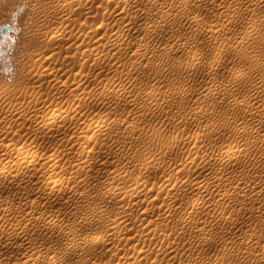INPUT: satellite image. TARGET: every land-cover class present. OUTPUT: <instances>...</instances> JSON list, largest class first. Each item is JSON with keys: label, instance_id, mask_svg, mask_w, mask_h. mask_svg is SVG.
I'll use <instances>...</instances> for the list:
<instances>
[{"label": "rangeland", "instance_id": "374dc122", "mask_svg": "<svg viewBox=\"0 0 264 264\" xmlns=\"http://www.w3.org/2000/svg\"><path fill=\"white\" fill-rule=\"evenodd\" d=\"M113 1H115L114 3L117 4L119 8L117 5H115V7H112L114 6V3L112 4ZM139 1H140L139 5L142 8L140 6L138 7L141 8L143 11L141 9H139L138 11V9L136 8L132 12L134 14L126 11H122L124 9L123 7L124 4H121L124 3L123 1L117 2V0H111V3L109 1L108 9L111 13L108 14L109 16L108 15L106 16L107 18L105 17L106 18L105 21H107L106 24L109 25L108 28H110L111 32L108 30L107 33L108 35L100 34L99 35L100 39L102 37L104 40L101 39L102 41L101 42L99 39V41L100 43H103L107 38H112V36L115 37V35L118 34L117 32L120 33L121 32L120 30L124 26L123 32L125 34L124 33L123 34L124 36L127 35L126 36L128 38V39L126 38L127 41L128 40L131 41L130 43L132 44H138V42L140 41L139 42L140 44L146 43L148 45L145 50L139 49L142 46L140 47L137 46L138 50H140L139 53L144 52L143 54L145 56L141 54L143 58H141L142 57L141 55H139V57L137 56L138 51L134 46H132L133 48H131L130 50L129 48H126V50H123L118 55V57L120 58L118 61L116 60L117 63L114 62V60L117 59L116 57L117 55L112 56L113 58L110 57L111 62L113 64L115 63L113 65L114 68L112 64H107V63H102L99 66H94L93 64L96 63L95 61H93L94 56H91L90 59H88V62H86L87 60L84 59V55L82 54L86 49L85 47H87L86 50L87 53L90 52V49L93 47L92 45H94L93 42H90L89 45L86 46L82 42V40L80 41V39H83L82 36L78 38L79 40L78 39L74 40L76 42L73 41L74 43L80 45L81 47H79L74 43L72 44L75 45L74 47H76V49H80V48L81 49L74 51L75 54L74 57L77 58V60H75V65L72 66L74 69L68 72L67 74H64L63 79H65L66 76L71 73L93 71V75H91L88 81L87 80L84 81L85 85L83 84V86L93 90V92L94 91L96 93L98 92L97 94L98 95L100 94V96L102 95L103 98L105 97L104 99L107 101H105L102 97H100L101 101L104 100L105 102H107L104 104L105 108L100 107L101 102L99 104V102H97L98 100L91 101L92 98L90 97L89 98L90 102L88 101L89 103H85L84 104L85 107L83 105L84 108L80 107L82 108L80 115H79L80 112L76 114L74 113L75 118H73L72 115L73 113L69 114V117L72 115L73 118L72 120H70L71 117L68 119V122L63 121V119H61L60 117H57V119H54L52 117L54 120L50 118L49 121L51 122H48V128H52L53 130H58L60 133V134L58 133V137L55 136V138L47 137L45 133H41V132H38L36 134L34 122L30 123L29 122L30 120L28 119H26L28 124L23 123L24 127L21 128L20 130H18L20 127L17 128V126H19L18 124L16 127L13 128L12 131L18 130V132L16 131V134L13 132L11 133L10 131L9 133H5L6 134L5 135L3 132L4 130L3 126L5 122L4 123L2 122L3 125L2 123L0 124V139L2 144H7V143L9 144L10 142L14 143L16 140H18L19 142L17 144L18 146L20 147L24 146L25 148L31 147L29 150L30 151L34 150L32 154H30L31 153L30 151L28 154H26L27 152L21 154V153H16L17 152L16 149L14 150L12 149L13 152L11 153V149L9 150V148H5V147L3 148L0 146L1 147L0 153L2 154V152H4V154L2 155L3 156L5 155L3 157L0 154L1 155L0 158L1 159L4 158V160L0 159V217L3 216L4 218L3 223L6 222L5 223L6 225L10 223H19L23 225V227H28L30 229L34 228L35 225L38 223L45 224L50 227H52L54 223L58 221L73 227L75 224L76 226L75 228L78 231H75L72 237L73 238L75 237L76 238V239L74 238L75 241L78 242L80 241L81 237L84 236L88 231L86 227L82 228V224H83L82 221H84V218L86 219V216L87 218L91 217L92 211L94 210V208H96L95 206L97 205L98 207V205H100L102 199V190H103L102 188L103 187L112 188L115 185H121L126 183V178H125V179L117 180L119 182H116L115 185L113 184L114 180L112 179V176L114 173L120 170H123V172L125 173L134 174V175H141V173L143 174V172L145 171V175L147 178L154 181L160 180L161 182L159 181V183L161 184L164 182L165 185L170 182L168 179L172 178L171 175H173L174 178V180L173 178L171 179L172 181L180 180L179 182H181L183 180H186L187 183V184L185 183L186 186L180 187L181 188L180 190L181 191L183 190V193L181 192L180 193L181 195L179 194L180 196L176 195L177 199L175 203L177 204L176 205L177 209L176 211H174L176 213H174L175 215H173L174 217L172 216L171 220H176L181 218L180 216H182V214L184 215L186 210H189L188 209L190 207L189 205L193 201V199H198V198L199 201H202L204 203L202 204L201 207H199L197 213L192 214L193 215L192 217L193 218H199L201 216L203 217L206 215L205 213H207L209 206L213 207V205L215 204L214 207L217 208L219 205H223V204L220 203L219 205L218 204L216 205V203H213L212 205H209L208 204L209 202L216 201L215 200L216 197L211 195L209 196L199 191L198 189H194L192 186L193 185L196 186L197 184L205 183V181L206 182L208 181L207 179L208 174L213 169V167L217 165L215 161L213 163V159L218 156L226 157L228 155L227 153L228 151H226L227 149L225 145L227 144L232 146L233 143L234 144L233 148H235L236 150L238 149L239 154L237 152V156L235 157L236 159L234 158V161L233 159L232 161L230 160L231 162L226 163L225 164L226 166L224 165L225 167L224 166L222 167L223 169H225V172H228L230 174V176L232 173V177L229 179V181H232L231 179H235L236 175H237L236 178L239 177V179L243 175L244 177H242L239 180L241 184H237V181L233 182L232 184L228 180L223 179V181L221 182L222 185L225 184L226 181L228 182V183L226 182L227 187H229L230 184L232 185L230 186V188L232 189V194L230 196L232 197L228 199L230 203L227 202L228 204L225 203L222 207L226 206V211L228 210L229 213H232L233 218L236 217L234 218L233 222L235 223L237 221L236 222L237 226H234L235 224L233 222H230L231 224L223 222L220 223L221 228H223L222 230L220 228V225H218L219 228L216 226L214 227L208 225L205 228L206 230L205 231L203 230V233L200 234L204 235V237L205 236L213 237V235L216 233L215 234L216 237L215 235L214 238L211 237L213 244L211 246V249L209 250L210 256L200 260L199 257L196 255L198 260L195 259L196 257H193L178 263L221 264L222 262L220 259L225 258L224 259L225 261L222 260L224 261V263L222 264H228V263L233 264L234 262H235L234 264H249V263L251 264L250 261H252L251 259L255 258V256L248 257L246 253L243 252V250L244 249L247 250L248 246L251 243V241L249 242L250 240L249 236L250 237L254 236L253 237L254 241H257L260 244H264V191H263L264 188H262V190L260 188L253 189L252 187L253 182H249L245 179L247 175H248L247 178L252 176L251 177L252 179L256 177L255 179L257 180L260 179L261 177H264V165H262L264 161L260 162L258 161V158L255 157L257 160L254 158L255 161L253 159V161L250 162L251 164L248 163V158L245 156V154H243V152L245 153L248 152L251 149V147H252V152L260 149L259 147H255V146L253 147L252 145L247 144L246 139L250 134L245 133V135L241 134L240 136L239 134H237V130L236 132L234 131L239 126L252 125V123L255 126L258 125V120L252 118L248 114L249 111L251 112L252 109H255L254 106L255 107L258 106V105L256 106V104H258V102L256 101L257 99L255 97L256 92L251 93L253 91L252 89L253 86L251 85L255 84L256 82L255 77L257 76V74L256 75L250 74L251 73L250 70L247 71V69L252 66V62L250 60L251 52H249L245 57L244 55L241 54V49L247 46H250L247 47L249 48V51H251L252 49H259L260 54L258 55V59L264 62V0H201V1L190 0V3L192 5L188 3L189 0H187L188 7L184 6L185 3L182 0H159L160 3L159 1L155 3L157 5L164 4L166 7V13L164 11L163 14L159 12L160 10L158 11L159 13L156 14L157 12L155 8L151 6V4L147 0H143V1L139 0ZM145 1H147L146 4H144ZM76 2L77 1L75 0V6L78 5L76 4ZM99 2H100L99 0H93V6L94 9L96 10L93 9L92 12L88 13L89 15H84L83 13L84 9L78 7L77 13L74 15V21L70 22L71 24H69L68 26L66 20H62V19L51 20L50 17L48 16V13L53 8V7L51 8V5L53 4V0H42L40 2L36 0H0V28L2 26L9 27V29L5 33L2 32L0 29V90L1 91L5 90L9 94L11 93L10 94L11 96H13L12 93L17 94V95L15 94L16 100L17 99L19 100L18 103H16L17 101L14 102V107L17 106L20 107L26 105L27 104L26 101L29 99V97L26 96V100H25V98L23 97L25 94L24 92H26L27 90H28L27 92L33 91L36 85H40L41 90L44 92H52L53 91L52 84H50L45 79H41V80L37 79L39 71L43 70L42 68L44 67L52 68L54 67V65L60 67L63 65V61L66 59L67 52L64 48L65 41H63L62 42L63 49L57 51V54H55V57L50 64L49 63L45 65L43 64V66L37 65L36 59L39 58L41 55L48 56L52 52V50H54L53 48L55 47V45L52 43L50 38L48 42L41 41V39L43 38L42 33H44V31L46 32L47 30L49 31L53 30V32L56 35L58 34V32H61V30H64L62 28H65L66 26H68L69 28V29L67 28L68 30L71 29L70 27L74 28L75 30H82L83 28H85V26H88L86 27L88 29L90 28L92 29L93 27H96L98 23L99 24L100 22L103 23L101 20V15L99 14L100 11H98L99 9L98 6H100ZM149 4L152 8L149 6ZM178 4L179 5L182 4V6H184L186 9L182 6H179ZM177 5L179 6V9ZM145 8L147 11L145 10ZM171 9L173 13H170ZM115 11L120 13H116ZM168 11L169 13H167ZM126 13L127 14L129 13L130 15L132 14V16L127 15ZM135 13H137V17L143 15L144 18L145 16L147 18L148 14L149 16L147 19L145 18V20L143 17H142L143 19L139 17L141 18L140 21L138 18V21L135 22V18H136ZM153 14H155V16ZM180 14L182 16H180ZM195 14L197 15V18L196 16H194ZM122 17L123 18L126 17V18L123 19ZM189 17L193 19H189ZM129 18L130 21H132V19L134 18L132 21L134 22L132 26L137 30L133 29L132 26H131L132 29L131 28L128 29L129 28L128 25L131 24ZM117 19L120 21L118 22ZM164 19L166 20V23H164L165 22ZM167 19L170 20L168 21ZM122 20L129 22V24L126 23L122 26V24L125 23V21ZM197 20L199 21L197 22ZM113 21L114 22L116 21L115 25H112L114 24ZM121 21L123 23H121ZM151 21L152 24L154 23L156 24L155 30L157 31H155L156 35L154 33V35L152 34L153 36L148 37L145 36L146 33H144L143 35L142 31L144 30L142 28H144L145 25L146 26L150 25L149 22L151 23ZM137 25L138 28L136 27ZM110 26L112 27V29ZM139 27L141 28V30ZM251 29L258 30L257 38L243 40L241 35H243V33L246 30H251ZM127 30L128 31L130 30V32H128ZM134 30L137 33H135ZM212 31L215 32L213 33ZM157 32L159 33L157 34ZM237 32H239L240 34ZM113 33L116 34L114 35ZM138 33L140 34L138 35ZM128 34H131V36ZM140 35L141 37L144 38L141 39ZM129 37L131 39H134L136 37L137 38L134 39L135 41L134 42ZM174 40L176 41L174 42L175 44L172 42ZM168 42H170L169 43L170 45L168 44ZM149 44H151V46L152 44H154L151 47L154 49H151ZM222 44L223 45L226 44L227 46L230 47L229 50L230 52L228 51L227 54L224 55L223 57L225 60L227 58L226 60L227 63H225L226 65L223 66L221 69L217 66L210 67L211 64L209 65V63L207 62L208 60L205 57V53L200 54L202 52V49L204 50L206 49L205 51L203 50L204 52L210 51L211 54H213L216 53L215 51H217L218 47ZM65 45L67 46V44ZM167 45L170 47H168ZM172 47H175L176 49L173 50ZM190 47L191 48L193 47L194 49L193 48L191 49ZM166 48L171 50L170 51L166 50ZM208 48L212 50H207ZM146 51L148 52L147 54ZM187 51L190 53H186ZM198 51L199 53H197ZM195 53H197V55H195ZM111 55L112 54H110V56ZM129 56L132 58L130 59ZM133 56L136 57V60L134 59ZM119 61L122 62V64ZM229 62L232 63L233 65L230 64ZM125 63L130 66L126 65L127 67L126 68L124 66ZM118 64H120L121 66ZM234 64L242 67L244 74L243 76L240 75L241 78L239 76L234 77V75H236V74L233 75L234 71L232 67L235 66ZM116 65L118 66L116 67ZM230 65H232L231 68H229ZM226 66L231 71V73L228 69H226L227 68ZM38 67L40 69H38ZM214 76L216 78H213ZM205 77L206 80L203 81ZM236 78L238 80H241L243 78L244 80L242 82L241 81L239 82ZM35 79L37 80V82ZM208 79L209 81L212 79L211 83L208 81ZM212 81H214L213 84ZM244 82L245 84H247L246 86L241 84V83L244 84ZM106 83L109 85L108 87L110 86L111 87L108 88L106 92L102 93V89H103L102 87ZM216 83H221L224 85V88L218 90L219 92L217 91V93H216L217 89L214 87ZM229 83L232 89L230 87H227L229 86ZM248 84L251 87L247 88ZM95 85H97V89L99 90L96 89ZM205 85L207 87H205ZM210 86L213 88V93L215 91L214 94L212 93L211 90L212 88ZM204 87L205 90H203ZM227 90H229V92H227ZM238 90H241V92ZM244 90L245 91L247 90V92H245ZM201 92L203 96L201 95ZM208 92L210 93V95L208 94ZM248 92L250 93V95ZM260 92L262 96H264V89L261 90ZM21 93L23 96L21 95ZM218 93L220 98L218 96ZM224 95L226 97L221 98ZM83 96L87 97V95L85 94H79V97H83ZM232 97L234 98L236 97L237 98V99L235 98L236 100L238 99L242 100V105L240 107H237V110L235 109L236 112L234 111L233 108L231 109L230 101L234 99ZM211 98H213V100ZM252 99L254 100V102L256 101L257 103L255 102L256 103L255 104L254 102H252L253 101ZM2 100L3 99H0V102ZM77 102L78 101L76 100L72 108L75 107ZM108 102L110 103L108 106H106ZM239 102L241 103V101ZM19 103L20 104L24 103V104L20 105ZM250 107L251 109H249ZM54 108H56L55 104L52 105L46 104L44 105L43 110L40 109L38 111V114L39 113L43 114L47 111H52ZM239 108L241 111H239ZM100 111H102L103 113L109 116L108 120H105L107 123L104 122L103 120L100 121L99 124H103L101 125L102 129H99L97 126H95L98 123L97 119ZM0 112L2 117H4L5 116L4 113L1 110ZM243 112L246 113L244 114ZM225 113L226 115L228 114V116H226ZM227 117H229L230 119L228 118L226 120ZM236 118L239 119V121ZM4 119L5 118H3L2 121H4ZM235 120L237 121L235 122ZM85 121L86 122L91 121L90 125L87 126ZM27 122L25 121V123ZM83 122L85 123L86 126L83 124ZM236 125L239 126L236 127ZM76 127L78 128L77 131L79 130L80 134L77 135L78 138L75 147H70L69 142H73L74 140H76V139L72 140L74 135L77 134L75 131ZM80 127L81 128L83 127L82 130L80 129ZM263 129L264 126L262 127V130H260L259 133L260 135L261 134L264 135ZM152 130H158L160 134L150 135L149 132H151ZM32 131H34V133ZM215 131H217L216 132L217 135L214 134ZM53 133H56V131H54ZM172 135H176V137L172 138ZM241 137H243V139ZM32 138L34 141L32 140ZM249 138H252V136H249ZM243 140L244 142H241ZM224 141L225 142L230 141V142L225 143V145H223ZM244 143L246 145H244V147L242 148ZM17 145L16 147H18ZM221 145H223L224 147H221ZM2 148L4 149V151ZM76 149L77 151H75ZM49 152L50 153L55 152L57 154H60L61 157L59 163L57 164V168L54 171L48 170L47 165L46 168L44 167L45 165L43 166L39 164L40 156H42L43 153L48 154ZM34 155H37L36 157L37 163L34 160L35 159ZM76 155L83 156V158L87 162L82 160V162L79 163L78 165L79 167L73 166L71 164V161ZM72 156L74 157L72 158ZM186 156L192 157L193 162L189 165L182 166L180 173L177 174L178 177L176 176V173L174 177V173L170 172L169 169L173 166L179 167L178 163L181 161L182 157H186ZM241 156L244 157L243 159L245 160V162L243 161ZM31 157L33 158L31 159ZM98 158L101 159V163L105 166L107 171H105L106 173L105 172L97 173L96 176L95 172L97 171V169L95 165L91 163V161H95ZM143 159L153 160L155 162V165L145 170L144 168H142ZM237 160L239 161V163ZM241 161L243 162L240 163ZM234 162L238 164H235ZM258 162H260V164ZM229 163L230 165L228 166ZM233 163L235 164V168ZM239 164L240 165L242 164V166H240ZM258 164L259 166L255 167V165ZM239 167L242 168L243 171L242 170L239 171L240 170ZM228 168L229 169L231 168L230 171L228 170ZM253 171L254 173H252ZM255 172L257 173V175H255ZM168 173L170 176L168 175ZM233 173H235V175H233ZM243 180L247 182L245 183ZM188 182H190V185ZM164 183L161 184L162 186L161 185L160 186L161 187L165 186ZM233 185L235 186L233 187ZM246 185L249 187H245ZM236 187L237 190L239 189L240 191L239 190L237 191ZM157 188L151 189L150 187L149 188L146 187L144 189V192L146 193H149V191L152 190L150 192L151 194L149 193V195H151L150 196L151 199L153 198L155 202L152 201V204L150 203L149 206L148 205L146 206L149 207L150 214L153 213L152 210L153 208H155L154 210L155 214L153 213V215L151 216L149 214L148 216L149 218L147 217L148 218L147 220L146 219L143 220L144 222H142V224L140 220L138 221L136 215L140 213L141 209H144V207H146L144 206V204L148 202L147 201L144 202L142 198L143 196H141L142 194H140L141 197L140 196L138 197L139 205L137 204L138 206L137 205L133 206V208H135V215L133 219L134 221L136 220V222H139L136 223V225H139L137 226L138 228L143 225L145 227L146 223L147 225L152 224L151 227L156 226L158 228L162 226L163 221L161 218V214H162L161 212H164V210L161 207L164 208L166 203L169 202L170 199L172 198L168 196L169 194L167 195L168 197L166 196V191H167L166 187L163 188L162 190L164 192H160V189ZM147 189H149L148 192ZM157 190L161 195L159 194H158L159 196L155 195L158 193ZM255 192L257 193L255 194ZM259 192L261 194H258ZM152 193H154V195ZM240 193L241 195L246 193L248 194L241 196ZM254 194L255 196H253ZM234 195L237 198L234 197ZM238 195H239V199H241L242 197L241 200L238 199ZM248 195L250 196V198H248L249 197ZM153 196L154 197L156 196L155 197L156 200ZM252 197L255 199H253ZM78 198L82 202L77 200ZM164 198L165 199L167 198L168 200L167 199L164 200ZM235 198L236 201L234 200ZM163 201L166 202L163 203ZM84 202H86V204ZM241 202L242 204H244V206L241 204ZM80 203H83V205L86 208L83 207V205ZM206 205H208V207ZM239 206H242L244 208L241 207L239 208ZM222 207L220 206L218 207V209L219 210L224 209ZM255 207H256V211H254ZM178 208H181V210L179 209V212H178ZM251 208H253L254 210ZM158 209L161 211H159ZM200 209L204 211L203 212L201 211L200 213L199 212ZM248 209L249 212H247ZM184 210L185 212H183ZM157 211L159 212V216ZM252 211H254L252 213L253 215L251 214ZM245 212L247 215L245 214ZM199 213L200 214L204 213V215L203 214L200 215ZM84 214L86 216H84ZM248 215L249 216L252 215L251 219L248 217ZM81 216H83V218ZM159 217L161 218V220ZM243 217L247 218L244 225L242 223V220L244 219ZM78 220L79 222L77 223ZM213 223L214 222H212V225ZM18 227L17 226L15 227V229L17 228L16 232L14 231L15 229L13 230L11 228H8L6 230L7 233L5 232V237L6 238L8 237L7 240L9 246L12 245L10 246L11 247L10 249L12 250L15 249V251H18V253L20 254L17 255L15 254V251H12V253H14L15 256L9 258L11 261L7 259L6 260L7 262L5 261L3 264H7V263L12 264L13 261H15L14 264H17L18 258L21 255V248L17 249L16 246L19 244V242H21L19 237L20 227L19 228ZM211 227L212 228L214 227L213 230L215 229V231H220V232L217 233L213 231V233H211L212 232ZM226 228L229 230H226ZM79 229L81 231H79ZM10 232L11 233L14 232V233L11 234ZM200 232H202V230ZM188 233L190 232H187L185 235L173 233L172 234L173 245H169L167 241L164 240L163 243L165 247L164 246L163 247L166 248L172 246V248L176 250V252L173 253H181L183 251L185 252L190 247L196 253L199 252L202 253V251L204 252L206 250L205 249L207 245L206 242L203 240H194L195 239L193 238L194 232H191L190 234L191 236H189ZM8 234L9 235L11 234L12 236L10 235L11 236L10 237ZM13 235L15 237H13ZM63 237H64L63 233L51 231L47 234H41V235L33 234L32 242L33 245H36L38 246V248H40L37 249L36 252L39 255L42 254L41 255L42 258L43 256L45 258L50 255H54V257L60 258L63 264L71 263V261H73L72 259L85 260L87 257H90L92 255L90 254L89 250L96 248V245H92L85 248V250L82 249L83 252L80 249V251L78 250L77 254L74 253L67 254L69 251L62 250L57 244H52L54 239L56 238L61 239ZM147 238L148 240L147 239L146 240L148 242L146 241L145 243H147L148 249H152L157 238L155 237H147ZM62 240L63 239H61V242ZM223 247L227 248L226 249L227 253L226 251L224 252V254L226 253L225 255L224 254L221 255V252L223 250L220 249L221 248L223 249ZM216 249L221 252H218ZM215 250L216 252L214 254H211L212 251ZM64 251L66 253H64ZM149 251L152 254L150 253V255L146 258L147 263L152 262L155 259V253L152 252L151 250ZM217 252L218 254H216ZM130 253L132 252H129L130 255L129 260L133 259L137 255L133 253H132L133 255H131ZM219 254L220 256L223 257L225 256V257L224 258L220 257ZM218 257L220 258L218 259ZM96 258L97 259L94 258L92 260L99 261L102 259V257H96ZM215 258L217 260H215ZM247 258H250V260H248ZM166 259L167 257L161 260V264H166L167 262ZM216 261H218V263H216ZM247 261H249V263H247Z\"/></svg>", "mask_w": 264, "mask_h": 264}, {"label": "bare ground", "instance_id": "6f19581e", "mask_svg": "<svg viewBox=\"0 0 264 264\" xmlns=\"http://www.w3.org/2000/svg\"><path fill=\"white\" fill-rule=\"evenodd\" d=\"M36 1H38V2H40V1H42V0H36ZM77 2H76V4H78L77 6H75V0H53V4L51 5V8H52V10L48 13V16L50 17V19L51 20H59V19H62V20H66L67 21V24H68V26H69V24H71L70 22H73L74 21V15L77 13V10H78V7H81V8H83L84 9V11H83V13H84V15H89L88 13H90V12H92V10L94 9V6H93V0H76ZM100 2V6H98L99 7V9H98V11H100L99 12V14L101 15V20H102V22L103 23H101L100 22V24L98 23L97 24V26L96 27H93L92 29L90 28V29H88V28H86V27H88V26H85V28H83L82 30H75L74 28H72V27H70L71 29L70 30H68L69 28H68V26H66L65 28H62V29H64V30H61V32H58V34H56L55 35V33L53 32V30L51 31H49V30H47L46 32L44 31V33H42V39H41V41H49V38L51 39V41H52V43L55 45V47L53 48L54 50H52V52L48 55V56H44V55H41L39 58H37L36 59V63H37V65H42L43 66V64L45 65V64H47V63H51L52 61H53V59H54V57H55V54H57V51H60V50H62L63 49V44H62V42L63 41H65L64 43L65 44H67V46L64 44V48H65V50H66V52H67V54H66V59L63 61V65L62 66H56V65H54V67H52V68H48V67H44V68H42L43 70H41V71H39V74H38V76H37V79L38 80H41V79H45V80H47L50 84H52V86H53V91L52 92H44V91H42L41 90V88H40V85H36V87L33 89V91H29V92H27L26 90V92H24L23 94H24V96L22 95V93H21V95L25 98V100H26V96H28L29 97V99L26 101L27 102V104L26 105H24V106H20V107H14V102L15 101H17L16 103H18V100L19 99H17L16 100V93H12V95L13 96H11L7 91H5V90H3V91H1L0 92V99H3L1 102H0V110L4 113V117H2V115H1V112H0V124L3 122H5L4 123V126H3V132H4V134L5 133H9L10 131H11V133L13 132V133H15L16 134V131L18 132V130H20L21 128H23L24 127V125H23V123L24 124H28V122H27V120L26 119H28V120H30L29 122L30 123H32V122H34V127H35V130H36V134L38 133V132H41V133H45V135L47 136V137H51V138H55V136H57L58 137V133H59V131L58 130H53L52 128H48V122H51V121H49V119L50 118H54V119H57V117H60L61 119H63V121H67L68 122V119L70 118V120H72L73 118H75L74 117V113L76 114V113H79V115L81 114V111H82V108H80V107H83V105L85 104V103H89L90 101V97L92 98L91 99V101L92 100H98L97 102H99V104H100V102H101V104H100V107L101 108H105V106H104V104L105 103H107V102H105V101H107V100H105L104 98H103V96L101 95L100 96V94L98 95L95 91L93 92V90H91V89H89V88H87V87H85V86H83V84H84V81H88V79H90V77H91V75H93V71H87V72H80V73H71V74H69V75H67L66 76V78L65 79H63V76H64V74H67L68 72H70V71H72L74 68L72 67V66H74L75 65V60H77V58L76 57H74L75 56V54H74V51L75 50H80V49H76V47H74L75 45H72L74 42H76V41H74V40H76V39H78V38H80V37H82L83 36V39H80V41L82 40V42L86 45V46H88L89 45V43L90 42H93V44L95 45H92L91 47V49H90V52H88L87 53V47H85L86 49H85V51L82 53L83 55H84V59L85 60H87L86 62H88V59H90V57L91 56H94V60L93 61H95L96 63L95 64H93L94 66H99L100 64H102V63H107V64H112V66L115 64H113L112 62H111V58L110 57H112V56H116L117 57V59H115L114 60V62H116V60L118 61L119 60V58L120 57H118V55L123 51V50H126V48H129V50L131 49V48H133L132 46H134L135 48H136V50L138 51V57H139V55H141V54H143V53H139V51L140 50H138V48H137V46H142L141 48H139V49H143V50H145L146 48H147V44L146 43H143V44H140L139 42H138V44H132V43H130L131 41H127L126 40V36L127 35H125L124 36V32H123V28H124V24H126V23H128L129 24V22H127V21H125V20H122V21H125V23H123L122 21H121V23H123L122 24V26H123V28L120 30L121 32L119 33V32H117L118 34H114L115 35V37H113L112 36V38H107L106 40H105V42H103V43H100V41H101V39H103L102 37H101V39H100V34H107L108 33V30L110 31V28H108V24H106V22L107 21H105V19L107 18L106 16L108 15V14H110L111 12L109 11V9H108V2L110 1V3H111V0H99ZM118 1H120V2H124V3H121V4H124V9L122 10V11H126V12H129V13H132L136 8L138 9V11H139V9H141L142 7L139 5L140 3V1L139 0H117V2ZM143 1V0H142ZM141 1V2H142ZM150 4H151V6H153L154 8H155V10H156V14H158L159 12L160 13H164V11H165V13H166V7H165V5L163 4V5H157L155 2H157V1H159V0H147ZM147 1H145V3L144 4H146V2ZM185 4H184V6H187L188 7V4H187V0H182ZM197 1V0H196ZM199 1V0H198ZM201 1V0H200ZM115 1H113L112 2V4L114 3ZM119 2V3H120ZM182 2V3H183ZM143 3V2H142ZM141 3V4H142ZM159 3H160V1H159ZM188 3H190V0H189V2ZM150 4H149V6H150ZM180 4V3H179ZM178 4V5H179ZM191 4V3H190ZM115 5H117V4H115L114 3V6H112V7H115ZM177 5V6H178ZM192 5V4H191ZM111 6V5H110ZM118 6V5H117ZM138 6H140L141 8H139ZM144 6H146V5H144ZM143 6V7H144ZM150 6V7H151ZM169 6V5H168ZM174 6V5H173ZM176 6V5H175ZM179 6H182V4L181 5H179ZM179 6H178V9H179ZM184 6H182V7H184ZM122 7V8H123ZM50 8V9H51ZM118 8H119V6H118ZM122 8H120V9H122ZM152 8V7H151ZM168 8V7H167ZM176 8V7H175ZM181 8V7H180ZM185 8V7H184ZM49 9V10H50ZM174 9V8H173ZM182 9V8H181ZM180 9V10H181ZM186 9V8H185ZM189 9H190V7H189ZM188 9V10H189ZM48 10V11H49ZM94 10H96V9H94ZM112 10V9H111ZM142 10V9H141ZM145 10H146V8H145ZM154 10V11H155ZM160 10V11H159ZM98 11H97V13H98ZM108 11H109V13H108ZM114 11V10H113ZM121 11V10H120ZM143 11V10H142ZM147 11V10H146ZM152 11V10H151ZM150 11V12H151ZM159 11V12H158ZM170 11V10H169ZM169 11L167 12V13H169ZM171 11H172V9H171ZM170 11V13H173V11L171 12ZM116 12V11H115ZM114 12V13H115ZM137 12V11H136ZM178 12H179V10H178ZM182 12V11H181ZM186 12V11H185ZM116 13H120V12H116ZM127 14V15H130V14ZM141 13V12H140ZM123 14V13H122ZM121 14V15H122ZM125 14V15H126ZM132 14H134V13H132ZM132 14L130 15V16H132ZM139 15V14H138ZM154 16H155V14H153ZM160 15V14H159ZM158 15V16H159ZM109 16V15H108ZM110 16H112V15H110ZM113 16H115V15H113ZM119 16V15H118ZM135 16H136V18H135V22H137L138 21V18L139 17H143V15H141V16H139V17H137V13H135ZM144 16H145V14H144ZM148 16H149V14L147 15V18H148ZM165 16V15H164ZM180 16H182L181 14H180ZM194 16H196V18H197V15L195 14ZM194 16H192V17H194ZM86 17H88V16H86ZM90 17H92V16H90ZM106 17V18H105ZM121 17V16H120ZM124 17V16H123ZM122 17V18H123ZM151 17H153V16H151ZM150 17V18H151ZM160 17V16H159ZM185 17V16H184ZM109 18V17H108ZM113 18V17H112ZM117 18V17H116ZM126 18V17H125ZM125 18H123V19H125ZM133 18V19H134ZM141 18H139V21H140V19ZM144 18V17H143ZM142 18V19H143ZM145 18H146V16H145ZM145 18H144V20H145ZM146 18V19H147ZM150 18H149V21H150ZM188 18V17H187ZM133 19H132V21H133ZM166 19V18H165ZM164 19V20H165ZM189 19H193V18H190L189 17ZM198 19H199V17H198ZM201 19V18H200ZM112 20V19H111ZM118 20V19H117ZM127 20V19H126ZM153 20V19H152ZM168 20V19H167ZM170 20V19H169ZM168 20V21H169ZM120 20H118V22H119ZM129 21H130V18H129ZM132 21H130L131 22V24H129L128 26H129V28L128 29H130L131 28V26L133 25V23L134 22H132ZM167 21V22H168ZM199 20H197V22H198ZM105 22V23H104ZM112 22V21H111ZM114 22V21H113ZM116 22V21H115ZM115 22H114V24H112V25H115ZM143 22V21H142ZM145 22V21H144ZM155 22H157V21H155ZM164 22V21H163ZM171 22V21H170ZM196 22V21H195ZM109 23V22H108ZM154 23V22H153ZM164 23H166V20H165V22ZM191 23V22H190ZM66 24V25H67ZM118 24V23H117ZM120 24V23H119ZM139 24V23H138ZM148 24V23H147ZM149 24L150 25H145L144 26V28H142L144 31H142L143 32V35H144V33H146L145 34V36H153L154 35V33H155V31H157V30H155V27H156V24L154 23V24H152V21H151V23L149 22ZM152 24V25H151ZM194 24V23H193ZM74 25V24H73ZM72 25V26H73ZM111 25V26H112ZM143 25V24H142ZM141 25V26H142ZM158 25H159V23H158ZM166 25V24H165ZM110 26V27H111ZM119 26V25H118ZM121 26V27H122ZM127 26V25H126ZM135 26V25H134ZM162 26V25H161ZM164 26V25H163ZM114 27V26H113ZM137 28H138V25L136 26ZM143 27V26H142ZM68 28V29H67ZM132 28H133V26H132ZM131 28V29H132ZM140 28V27H139ZM159 28V27H158ZM157 28V29H158ZM160 28H162V27H160ZM74 29V30H73ZM88 29V30H87ZM111 29H112V27H111ZM126 29V28H125ZM133 29H135V30H137L136 28H133ZM116 30V29H115ZM134 30V31H135ZM139 30V29H138ZM140 30H141V28H140ZM139 30V31H140ZM113 31V30H112ZM128 31V30H127ZM54 34H53V33ZM111 32V31H110ZM125 32H126V30H125ZM128 32H130V30L128 31ZM127 32V33H128ZM132 32H133V30H132ZM213 32V31H212ZM215 32V31H214ZM213 32V33H214ZM240 32V31H239ZM239 32H237V33H239ZM124 33V34H123ZM135 33H137L136 31H135ZM141 33V32H140ZM140 33H138V35L140 34ZM159 32H157V34H158ZM211 33V32H210ZM257 33H258V30H256V29H251V30H246L244 33H243V35H241L242 36V39L243 40H247V39H256L257 38ZM112 34V33H111ZM110 34V35H111ZM133 34H134V32H133ZM153 34V35H152ZM240 34V33H239ZM102 35V36H103ZM108 35V34H107ZM128 35H130L131 36V34H128ZM155 35H156V33H155ZM134 36V35H133ZM132 36V37H133ZM106 37V36H105ZM109 37V36H108ZM135 37V36H134ZM140 37H141V35H140ZM130 38V37H129ZM137 38V37H136ZM136 38H134V39H136ZM139 38V37H138ZM142 38H144V37H141V39ZM145 38H147V37H145ZM152 38V37H151ZM99 39H100V41H99ZM128 39V38H127ZM131 39V38H130ZM134 39H131V40H133L134 41ZM79 40V39H78ZM94 40V41H93ZM104 40V39H103ZM138 40V39H137ZM143 40H145V39H143ZM146 40H148V39H146ZM172 40V39H171ZM74 41V42H73ZM132 41V42H133ZM82 42H81V44H82ZM102 42V41H101ZM135 42V41H134ZM150 42V41H149ZM151 42H153V41H151ZM173 43L174 42H176L175 40L174 41H172ZM78 43V42H77ZM167 43V42H166ZM170 42H168V44H169ZM74 44H76V43H74ZM140 44V45H139ZM175 44V43H174ZM76 45H78V44H76ZM150 45V48L154 45V44H152V46H151V44H149ZM170 45V44H169ZM171 45H173V44H171ZM79 47H81L80 45H78ZM82 46H84V45H82ZM168 46V45H167ZM244 46H247V45H244ZM78 47V48H79ZM90 47V46H89ZM156 47V46H155ZM168 47H170V46H168ZM176 47V46H175ZM175 47H172V49L174 50V49H176ZM247 47H250V46H247ZM247 47H245V48H242L241 49V54L242 55H244L245 57H246V55L249 53V52H251V62H252V66L251 67H249L248 69H247V71L248 70H250V74H257V76L255 77V80H256V82H255V84H253V85H251V86H253L252 87V89H253V91L251 92V93H253V92H256V95H255V97H256V101L258 102V104H256L255 102H254V100L252 101V102H254L255 104H256V106L257 107H255L254 106V108L255 109H252V111L249 113L248 112V114L252 117V118H254V119H257L258 120V125L257 126H255L253 123H252V125H244V126H237L236 125V127H238V128H234L235 129V131L234 132H236V130H237V134H239L240 136H241V134H244L245 135V133L246 134H250L249 136H252V138H249V136H248V138L246 139V142H247V144L248 145H252L253 147L255 146V147H259V149L260 150H257V151H254V152H252V147H251V149L248 151V152H243V154H245V156L248 158V163H250V162H252L253 161V159L255 158V157H257L258 158V161H264V135L263 134H259L260 133V130H262V127L264 126V96H262V94H261V90H263L264 89V62H262V61H260L259 59H258V55L260 54V50L259 49H252L251 51H249V48H247ZM191 48V47H190ZM193 48V47H192ZM191 48V49H192ZM199 48V47H198ZM151 49H154V48H151ZM156 49V48H155ZM194 49V48H193ZM135 50V49H134ZM166 50H169V49H167L166 48ZM171 50V49H170ZM169 50V51H170ZM187 50H188V47H187ZM198 50V49H197ZM204 49H202V52L200 53V54H204L205 53V57L207 58V62L209 63V65H210V67H213V66H217V67H219L220 69L223 67V66H225L226 64L225 63H227L226 62V60H227V58H226V60L223 58L224 57V55H226L227 54V52L230 50V47L229 46H227L226 44L225 45H220L219 47H218V50L217 51H215L216 53H213V54H211V52L210 51H206V52H204L203 51ZM207 50H212V49H207ZM94 51H96V52H94ZM136 51V52H137ZM151 51V50H150ZM191 51V50H190ZM93 52H94V54H93ZM131 52H133V51H131ZM142 52V51H141ZM192 52V51H191ZM194 52H195V50H194ZM230 52V51H229ZM148 52L146 51V54H147ZM186 53H190V52H186ZM197 53H199V51L197 52ZM197 53H195V55H197ZM110 54H112L111 56H110ZM115 54V55H114ZM133 54H135V53H133ZM131 55V54H130ZM144 55V54H143ZM190 55V54H189ZM136 56V55H135ZM136 56V57H137ZM142 56V55H141ZM145 56V55H144ZM130 57V56H129ZM134 57V56H133ZM136 57H134V59L136 60ZM202 57H204V56H202ZM93 58V57H92ZM113 58V57H112ZM132 57H130V59H131ZM141 58H143V56L141 57ZM200 58V57H199ZM133 59V60H134ZM138 59V58H137ZM128 60H129V58H128ZM92 61V62H93ZM121 61H122V59H121ZM127 61V60H126ZM120 62V61H119ZM129 62V61H128ZM132 62V61H131ZM135 62V61H134ZM138 62V61H137ZM94 63V62H93ZM117 63V62H116ZM121 64H122V62H120ZM230 63V62H229ZM228 63V64H229ZM129 64V63H128ZM131 64V63H130ZM135 64V63H134ZM230 64H232V63H230ZM118 65H120V64H118ZM118 65H116V67L118 66ZM126 63L124 64V66L126 67ZM132 65V64H131ZM136 65V64H135ZM138 65V64H137ZM208 65V64H207ZM233 65V64H232ZM232 65H230V67L229 68H231V66ZM235 65V64H234ZM121 66V65H120ZM127 66H130V65H127ZM188 66H189V64H188ZM40 67V66H39ZM38 67V69H40ZM216 67V68H217ZM227 67V66H226ZM113 68H114V66H113ZM119 68V67H118ZM123 68V67H122ZM127 68V67H126ZM213 69V68H212ZM225 69V68H224ZM226 69H228V67L226 68ZM232 69H233V71H234V73H233V75L234 74H236V75H234V77L235 76H239L240 77V75L241 76H243V74H244V72H243V69H242V67L241 66H238V65H235V66H233L232 67ZM231 69V70H232ZM62 70H63V72H62ZM229 70V69H228ZM230 71V70H229ZM232 71V72H233ZM230 73H231V71H230ZM246 73H248V72H246ZM249 74V75H250ZM245 75H248V74H245ZM254 75V76H255ZM238 77V78H239ZM245 77V76H244ZM243 77V78H244ZM251 77V76H250ZM253 77V76H252ZM210 78V77H209ZM213 78H216L215 76L213 77ZM212 78V79H213ZM241 78V77H240ZM241 79V80H238L237 78V80L240 82H242L244 79ZM211 79V80H212ZM235 79V80H236ZM36 80V79H35ZM200 80V79H199ZM202 80H203V78H202ZM206 80V77H205V79L203 80V81H205ZM211 80L209 81V79H208V81L211 83ZM215 80V79H214ZM252 80H253V78H252ZM216 81V80H215ZM219 81V80H218ZM233 81V80H232ZM250 81V80H249ZM36 82H37V80H36ZM213 82L214 81H212V84H213ZM235 82V81H234ZM251 82V81H250ZM204 83V82H203ZM226 83V82H225ZM224 83V84H225ZM208 84V83H207ZM234 84V83H233ZM242 85H247V84H245V82H244V84L243 83H241ZM250 84H252V83H250ZM85 85V84H84ZM209 85V84H208ZM236 85H237V83H236ZM235 85V86H236ZM87 86H88V84H87ZM96 86V89H97V85H95ZM100 86V85H99ZM102 86V85H101ZM109 85L106 83L102 88H100V89H102V93L103 92H106L107 91V89L108 88H110V87H108ZM212 86V85H211ZM210 86V87H211ZM214 86V85H213ZM226 86V85H225ZM240 86V85H239ZM251 86H249V84H248V86H247V88L248 87H251ZM93 87V86H92ZM205 87H207L206 85H205ZM205 87H204V89L203 90H205ZM209 87V86H208ZM217 90H216V93H217V91L218 90H221L222 88H224V85L223 84H221V83H216L215 84V86H214ZM227 87H230L231 88V86H230V83H229V86H227ZM234 87V86H233ZM241 87V86H240ZM239 87V88H240ZM212 88V87H211ZM238 88V89H239ZM242 88V87H241ZM246 88V89H247ZM4 89H6V88H4ZM92 89H94V88H92ZM228 89V88H227ZM232 89V88H231ZM244 89H245V87H244ZM97 90H99V89H97ZM208 90V89H207ZM212 90V93H213V88L211 89ZM235 90H237V89H235ZM101 91V90H100ZM99 91V92H100ZM224 91V90H223ZM238 91H240L241 92V90H238ZM245 91V90H244ZM250 91V90H249ZM206 92V91H205ZM219 92V91H218ZM227 92H229V90H227ZM234 92V91H233ZM245 92H247V90L245 91ZM108 93H109V90H108ZM200 93V92H199ZM211 93V94H212ZM214 93H215V91H214ZM213 93V94H214ZM224 93V92H223ZM237 93V92H236ZM249 93V92H248ZM16 94V95H15ZM79 94H85V95H87V97H85V96H83V97H79ZM105 94V93H104ZM103 94V95H104ZM208 94L210 95V93L208 92ZM212 94V95H213ZM229 94V93H228ZM247 94V93H246ZM200 95V94H199ZM201 95L203 96V94H202V92H201ZM200 95V96H201ZM216 95V94H215ZM225 95H226V93H225ZM222 96L221 98H223V97H226V96ZM230 95H231V93H230ZM249 95H250V93H249ZM248 95V96H249ZM253 95V96H254ZM80 96H82V95H80ZM207 96V95H206ZM206 96H204V97H206ZM218 96H219V93H218ZM100 97H102L104 100H100ZM229 97V96H228ZM251 97V96H250ZM254 97V98H255ZM19 98V97H18ZM203 98V97H202ZM208 98H210V97H208ZM219 98H220V96H219ZM232 98H234V97H232ZM236 98V97H235ZM234 98V99H235ZM252 98V97H251ZM204 99V98H203ZM212 100H213V98H211ZM210 99V100H211ZM215 99V98H214ZM228 99V98H227ZM231 99V98H230ZM229 100L230 101V105H231V109L233 108L234 109V111H235V109L237 110V107H240L241 105H242V100ZM24 100V99H23ZM78 101L77 102V104L75 105V107H73L72 108V106H73V104H75V101ZM209 100V99H208ZM21 101V100H20ZM19 101V102H20ZM89 101V102H88ZM93 101V102H94ZM239 101H241V103L239 102ZM244 101V100H243ZM22 102V101H21ZM20 102V103H21ZM25 102V101H24ZM15 103V104H16ZM19 103V104H20ZM92 103V102H91ZM109 103L110 102H108V104H106V106H108L109 105ZM228 103V102H227ZM245 103V102H244ZM248 103V102H247ZM253 103V104H254ZM22 104H24V103H22ZM22 104H20V105H22ZM46 104H48V105H52V104H55L56 105V108H54L52 111H47V112H45V113H43V114H38V111L40 110V109H42L43 110V107H44V105H46ZM229 104V103H228ZM250 104V103H249ZM252 104V105H253ZM58 106V107H57ZM84 107H85V105H84ZM83 107V108H84ZM99 107V108H100ZM249 107V106H248ZM253 107V106H252ZM4 108V109H3ZM230 108V107H229ZM245 108H247V107H245ZM242 109V108H241ZM249 109H251V107L249 108ZM249 109H247V110H249ZM244 110H246V109H244ZM230 111V110H229ZM229 111H228V113H229ZM233 111V112H234ZM239 111H241L240 110V108H239ZM196 112V111H195ZM199 112V111H198ZM197 112V113H198ZM236 112V111H235ZM70 113H73L72 115H73V118H72V115L69 117V114ZM231 113V112H230ZM244 113V112H243ZM246 113V112H245ZM244 113V114H245ZM217 114V113H216ZM215 114V115H216ZM232 114V113H231ZM230 114V115H231ZM238 114V113H237ZM242 114V113H241ZM78 115V114H77ZM98 115V114H97ZM225 115H226V113H225ZM224 115V116H225ZM234 115V114H233ZM223 116V117H224ZM226 116H228V114L226 115ZM235 116V115H234ZM244 116V115H243ZM249 116V117H250ZM231 117V116H230ZM236 117V116H235ZM246 117V116H245ZM3 118H5L4 119V121H2L3 120ZM52 118V120H54ZM76 118H77V116H76ZM108 118H109V116L107 115V114H105V113H103L102 111H100L99 112V115H98V119H97V116H96V119H97V124L95 125V126H97L99 129H102L101 128V125H103V124H99L100 123V121L101 120H103L104 122H106L105 120H108ZM229 117H227L226 118V120L228 119ZM234 118V117H233ZM238 118V117H237ZM236 118V119H237ZM240 118V117H239ZM230 119V118H229ZM232 119V118H231ZM241 119V118H240ZM238 121H239V119H237ZM237 120H235V122L237 121ZM247 120H249V119H247ZM25 121L27 122V123H25ZM229 121V120H228ZM241 121V120H240ZM242 121H244V120H242ZM250 121H252V120H250ZM91 122V121H90ZM90 122H86L85 121V123H86V125L88 126V125H90ZM248 122V121H247ZM253 122H255V121H253ZM3 123H2V125H3ZM29 123V124H30ZM85 123L83 122V124L85 125ZM107 123V122H106ZM250 123V122H249ZM257 123V122H256ZM17 124L19 125V126H17ZM236 124V123H235ZM239 124H240V122H239ZM245 124V123H244ZM247 124V123H246ZM85 125V126H86ZM104 125H105V123H104ZM234 125V124H233ZM243 125V124H242ZM17 126V128H19L18 130H16V131H12L13 130V128L14 127H16ZM83 126V125H82ZM30 127H31V125H30ZM232 127H234V126H232ZM83 128V127H82ZM82 128L80 127V129L82 130ZM1 129H2V127H1ZM77 127H76V135H74V137H73V139H72V137H71V139L72 140H74V139H76V140H74L73 142H69V144H70V147H75V145H76V143H77V135H79L80 134V132H79V130L77 131ZM34 130V131H35ZM264 130V129H263ZM29 131V130H28ZM27 131V132H28ZM34 131H32L33 133H34ZM54 131H56V133H53ZM84 131V130H83ZM218 131V130H217ZM217 131H215L214 132V134H216V132ZM219 132V131H218ZM233 132V131H232ZM255 132H258V133H255ZM257 134V135H255V134ZM60 134V133H59ZM149 134L151 135V134H160L159 132H158V130H152L151 132H149ZM259 134V135H258ZM6 135V134H5ZM4 135V136H5ZM217 135V134H216ZM244 135H242V136H244ZM8 136V135H7ZM6 136V137H7ZM176 137V135H172V138H175ZM242 139H243V137H241ZM2 139H3V137H2ZM31 139V138H30ZM71 139H70V141H71ZM32 140H33V138H32ZM32 140H31V142H32ZM7 141V140H6ZM34 141V140H33ZM230 142V141H229ZM229 142H223V145H225V143H229ZM241 142H244V140L243 141H241ZM0 146L1 147H5V148H9V150L11 149V153L13 152V150L14 149H16V153H24V152H27L26 154H28L29 153V149L31 148H25L24 146H18L17 144L19 143L18 142V140H16L14 143H12V142H10L9 144L7 143V144H2V142H1V139H0ZM12 143V144H11ZM239 143V142H238ZM237 143V144H238ZM27 144H29V143H27ZM26 144V145H27ZM31 144V143H30ZM222 144V143H221ZM241 144V143H240ZM240 144H239V147H240ZM16 145L18 146V147H16ZM33 145V144H32ZM223 145H221V147H224ZM227 145V144H226ZM225 145V147H226V151H228L227 153H228V155L225 157V156H218V157H215L214 159H213V163H214V161L216 162V166L215 167H213V169L210 171V173L208 174V176H207V179H208V181L206 182L205 181V183H200V184H195L196 186H194L193 184V188L194 189H198L199 191H201V192H203V193H205V194H207V195H211V196H214V197H216V201L215 202H209L208 204L209 205H212L213 203H216V205L218 204H220V203H222L223 205L225 204V203H230L229 202V198H231L232 196H230L231 194H232V189L230 188V186H232L231 184H230V186L229 187H227V183L225 182V184H221V182L223 181V179H225V180H228L229 181V179L232 177V173H231V176H230V174L228 173V172H225V169H223V167L222 166H224L226 163H228V162H231L232 161V159H233V161H234V158L237 156V152H238V149L236 150L235 148H233V146H234V144L232 143V146L231 145H227L226 146ZM244 145H246L245 143L243 144V146H242V148L244 147ZM1 147H0V149H1ZM16 147V148H15ZM27 147V146H26ZM34 147V146H33ZM238 147V146H237ZM248 147H250V146H248ZM2 148V149H3ZM13 149V150H12ZM241 149V148H240ZM258 149V148H257ZM6 150V149H5ZM256 150V149H255ZM3 151H4V149H3ZM34 151V150H33ZM32 150L30 151L31 153L30 154H32V152H33ZM38 151V150H37ZM75 151H77V149L75 150ZM243 151V150H242ZM245 151V150H244ZM1 152V151H0ZM8 152V151H7ZM15 152V151H14ZM260 152V153H259ZM9 153H10V151H9ZM16 153H15V155H16ZM37 153V152H36ZM36 153H33V154H36ZM47 153V152H46ZM44 154L43 153V155L42 154H40V155H42V156H40V155H38V156H40V159H39V164H41V165H45L44 167H46L47 168V166H48V170H52V171H54V170H56V168H57V164L59 163V161H60V159H61V157H60V154H57V153H55V152H49L48 154ZM226 153V154H227ZM259 153V154H258ZM1 154V153H0ZM2 154H4V152H2ZM1 154V155H2ZM29 154V155H30ZM238 154H239V152H238ZM0 155V156H1ZM20 155V154H19ZM3 156V155H2ZM5 156V155H4ZM3 156V157H4ZM7 156H8V154H7ZM11 156V155H10ZM31 156V155H30ZM29 156V157H30ZM35 156V157H34ZM33 157L35 158L34 160H35V162H36V157H37V155H34ZM239 156V155H238ZM33 157H31V159L33 158ZM74 156H72V158H73ZM76 157H78V158H76ZM242 157V156H241ZM240 157V158H241ZM6 158V157H5ZM28 158V157H27ZM244 157H242V159H243ZM1 159V158H0ZM3 160H4V158H2ZM1 159V160H2ZM236 159V158H235ZM256 159V158H255ZM255 159H254V161H255ZM82 160L83 161H86L84 158H83V156H80V155H76L74 158H73V160L71 161V164L73 165V166H77V167H79L78 165H79V163H81L82 162ZM231 160V161H230ZM238 160H241V159H238ZM237 160V161H238ZM257 160V159H256ZM236 161V160H235ZM243 161L245 162V160L243 159ZM243 161H241L240 163H242ZM87 162V161H86ZM89 162V161H88ZM193 162V158L192 157H190V156H186V157H182V159H181V161L178 163L179 164V167L178 166H173V167H171L169 170H170V172H173L174 173V177H175V173H176V176H177V174H179L180 173V170H181V167L182 166H186V165H189V164H191ZM212 162V161H211ZM260 162H258L259 164H260ZM37 163V162H36ZM91 163L93 164V165H95V167H96V169H97V171L95 172L96 173V176H97V173H102V172H105V171H107V169L105 168V166L101 163V159L100 158H98L97 160H95V161H91ZM235 163V162H234ZM233 163V164H234ZM238 163H239V161H238ZM238 163H235V164H238ZM247 163V162H246ZM233 164H232V166H233ZM235 164H234V168H235ZM251 164V163H250ZM249 164V165H250ZM254 164V163H253ZM256 164V163H255ZM259 164L258 165H255V167L256 166H259ZM47 165V166H46ZM72 165H71V167H72ZM153 165H155V162L153 161V160H150V159H143L142 160V168H144L145 170H147V169H149V168H151ZM215 165V164H214ZM230 165V163L228 164V166ZM240 165V164H239ZM239 165H236V166H239ZM244 165H245V163H244ZM262 165H264V162L262 163ZM59 166V165H58ZM226 166V165H225ZM224 166V167H225ZM240 166H242V164L240 165ZM248 166V165H247ZM77 167H75V168H77ZM251 167V166H250ZM232 168V167H231ZM230 168V169H231ZM240 168V167H239ZM252 168V167H251ZM258 168V167H257ZM227 169V168H226ZM230 169L228 168V170L230 171ZM244 169V168H243ZM246 169H248V168H246ZM250 169V168H249ZM11 170V169H10ZM227 170V171H228ZM238 170V169H237ZM242 170V168H240V170L239 171H241ZM245 170V169H244ZM232 171V170H231ZM243 171V170H242ZM235 172V171H234ZM236 172H238V171H236ZM247 172V171H246ZM245 172V173H246ZM249 172V171H248ZM106 173V172H105ZM242 173V172H241ZM252 173H254V171L252 172ZM103 175H104V173H103ZM168 175H169V173H168ZM233 175H235V173H233ZM255 175H257V173L255 172ZM258 175H259V173H258ZM170 176V175H169ZM169 176H168V178H169ZM172 176V178H173V175H171ZM239 176V175H238ZM248 176V175H247ZM247 176H246V179L245 180H247V181H249V182H253V189H257V188H260L261 190H262V188H264V177H261L260 179H255L256 177H254L253 179L251 178V177H249V178H247ZM250 176V175H249ZM178 177V176H177ZM236 177H237V175H236ZM235 177V179H231L232 181H229V182H231L232 184H233V182H235V181H237V184H241L240 182H239V180L242 178V177H244V175L239 179V177L238 178H236ZM259 177V176H258ZM126 178V183L125 184H121V185H115L116 184V182H119V181H117V180H120V179H125ZM172 178H169L168 180L170 181L169 183H167L166 185H165V183H164V185L165 186H163V187H161L162 185L161 184H163V183H159V181L160 180H156V181H154V180H151V179H149V178H147L146 177V175H145V171L143 172V174L141 173V175H134V174H128V173H125V172H123V170H120V171H118V172H116V173H114L113 174V176H112V179L114 180V183H113V181H112V183L115 185V186H111L112 188H110V187H103L102 189V199H101V202H100V205H98V207H97V205L95 206L96 208H94V210L92 211V215H91V217H88L87 218V216L84 214V216H86V219L84 218V221H82V228L83 227H86V229L88 230H86L87 231V233L84 235V236H82L81 237V239H80V241H78V242H76L75 241V239L72 237V235H74L73 233L75 232V231H78V230H76V226H75V224H74V227L73 226H70V225H67V224H64L63 222H55L54 223V225L52 226V227H50V226H48V225H45V224H41V223H38V224H36L35 225V227L34 228H28V227H23V225H21V224H19V223H10V224H5V223H3L4 222V218H3V216L2 217H0V264H3L7 259H9V258H12V257H14L15 255H14V253H12V251H15V249L14 250H12V249H10L11 247L10 246H12V245H10L9 246V243H8V240H7V238L5 237V232L7 233V229L8 228H11V229H15V227L17 226H19L20 227V241L21 242H19V244L18 245H16L17 246V249H20L21 248V255H20V257L18 258V261H17V264H63L62 263V260L60 259V258H57V257H54V255H50V256H48V257H45L44 258V256H43V258L41 257V255H39V254H37V249H40V248H38V246H36V245H33V242H32V236H33V234H36V235H41V234H47V233H49V232H51V231H54V232H58V233H63L64 234V237L63 238H61V239H63L62 240V242H61V239L60 238H56V239H54V241L52 242V244H57L62 250H66V251H69L67 254H69V253H74V254H77V252H78V250L80 251V249H81V251L83 252V250H85V248H87V247H89V246H92V245H96V248L95 249H90L89 250V252H90V254H92L90 257H87L85 260H78V259H72L73 261H71V263H69V264H161V260H163L165 257H167V259H166V264H177L178 262H182L183 260H188V259H190V258H193V257H196V255L199 257V259L200 260H202V259H204V258H206V257H208V256H210V254H209V250L211 249V246H212V238H214V235L216 234H214L213 235V237L212 236H205L204 237V235H202V234H200V233H203V230L205 231L206 229V227L208 226V225H210V226H216V227H218V225H220V223H223V222H225V223H228V224H231L230 222H233V220H234V218H236V217H234L233 218V215H232V213H229V211L227 210L226 211V206L225 207H222L223 205H219L218 207H222V208H224V209H221V210H219L218 209V207L216 208V207H214V205H213V207L212 206H209L208 207V205H206L209 209L207 210V213H205L206 215L205 216H201V217H199V218H193L192 216V214H194V213H197V211H198V209H199V207H201L202 206V204L204 203V202H202V201H199V198L198 197H196V198H198V199H193V201L190 203V207L188 208L189 210H186V212H185V210L183 211V212H185L184 213V215L182 214V212H181V214H182V216H180L181 218H179V219H176V220H171L172 219V216L173 215H175L174 213H176V212H174V211H176V209H177V204L175 203L176 202V199H177V196L176 195H178V196H180L181 194V192L183 193V190L181 191L180 189V187H182V186H186L185 185V183H186V180H183V181H181V182H179L180 180H178V181H172L171 179ZM173 180H174V178H173ZM224 180V181H225ZM124 181V180H123ZM164 181H166V180H164ZM244 181V180H243ZM246 181V182H247ZM161 182V181H160ZM239 182V183H238ZM245 182V181H244ZM245 182V183H246ZM189 183V185H190V182H188ZM187 184V183H186ZM236 184V185H237ZM252 184V183H251ZM109 185V184H108ZM107 185V186H108ZM161 185V186H160ZM235 185H233V187H234ZM241 186V185H240ZM159 188L160 189V192H164V191H162L163 190V188H165L166 187V189H167V191H166V196L168 195L170 198H172V199H170V201L169 202H167L166 203V205H165V207L163 208V207H161L163 210H164V212H161L162 214H161V218H162V226L161 227H151L152 226V224H149V225H147V223L145 224L146 226L144 227V225L143 226H141V227H139V228H142V229H139L137 226H139V225H136V223H139V222H136V220L134 221V219H133V217H134V215H135V208H133V206L134 205H139V201H138V197L140 196V194H142L141 196H143L142 198H143V200H144V202L145 201H147L148 203H146V204H144V206H146V205H148L149 206V204L151 203L152 204V201L153 202H155L154 200H153V198L151 199V195H149V193L152 191H149V193H146V192H144V189L145 188ZM239 187V186H238ZM243 187H244V184H243ZM242 187V188H243ZM245 187H249V186H245ZM252 187H250V188H252ZM157 188V189H158ZM249 188V189H250ZM244 189V188H243ZM246 189H248V188H246ZM246 189H245V191H246ZM259 189V190H260ZM148 190L149 189H147V192H148ZM236 190H237V187H236ZM239 190V189H238ZM237 190V191H238ZM242 190V189H241ZM252 190V189H251ZM258 190V191H259ZM260 190V191H261ZM154 191V190H153ZM240 191V190H239ZM264 191V190H263ZM262 191V192H263ZM157 194H155L156 196L159 194V191L157 190ZM234 192V191H233ZM236 192V191H235ZM239 193V192H238ZM242 193V192H241ZM241 193H240V195H241ZM251 193V192H250ZM254 193V192H253ZM257 192H255V194H256ZM151 194V193H150ZM153 195H154V193H152ZM165 194V193H164ZM180 194V195H179ZM237 194V193H236ZM246 194H248V193H246ZM246 194H243V195H246ZM255 194L253 195V196H255ZM258 194H261L260 192L258 193ZM159 195H161V194H159ZM158 195V196H159ZM243 195H241V196H243ZM251 195V194H250ZM140 196V197H141ZM155 196V197H156ZM167 196V197H168ZM208 196V197H209ZM249 196V195H248ZM154 197V196H153ZM154 197V198H155ZM163 197V196H162ZM165 197V196H164ZM234 197H236L235 195H234ZM233 197V198H234ZM137 198V199H136ZM158 198V197H157ZM180 198V197H179ZM210 198V197H209ZM212 198V197H211ZM237 198V197H236ZM236 198L234 199L235 201H236ZM248 198H250V196L248 197ZM253 198V197H252ZM140 199V198H139ZM167 199V198H166ZM165 198H164V200H166ZM238 199H239V195H238ZM241 199H242V197H241ZM241 199H239V200H241ZM253 199H255V198H253ZM77 200H79L80 201V199L78 198ZM142 200V199H141ZM155 200H156V198H155ZM168 200V199H167ZM211 200V199H210ZM248 200V199H247ZM249 200H251V199H249ZM83 201H85V200H83ZM87 201V200H86ZM113 201V202H112ZM233 201V200H232ZM244 201V200H243ZM80 202H82V201H80ZM88 202V201H87ZM142 202V201H141ZM140 202V203H141ZM166 202V201H165ZM164 201H163V203H165ZM85 204H86V202H84ZM91 203V202H90ZM227 203V204H228ZM238 203V202H237ZM243 203H245V202H243ZM80 204H82L83 205V203H80ZM88 204V203H87ZM143 204V203H142ZM232 204V203H231ZM230 204V205H231ZM241 204H242V202H241ZM251 204H252V202H251ZM78 205V204H77ZM137 205V206H138ZM141 205V204H140ZM240 205V204H239ZM243 206H244V204H242ZM246 205V204H245ZM81 206V205H80ZM80 206H79V208H80ZM136 206V207H137ZM148 206H146V207H144V209H141L140 210V213L138 214V215H136V218L138 219V221L140 220L141 221V224H142V222H144L143 220H147L149 217V212H150V209H149V207ZM152 206V205H151ZM83 207H85L84 205H83ZM89 207V206H88ZM154 207H155V205H154ZM181 207V206H180ZM206 207V208H207ZM228 207V206H227ZM230 207V206H229ZM236 207V206H235ZM244 208V207H242V206H239V208ZM247 207H249V206H247ZM78 208V209H79ZM86 208V207H85ZM84 208V209H85ZM153 208V207H152ZM152 208H151V210H152ZM81 209H82V207H81ZM138 209H140V208H138ZM160 209V208H159ZM158 209V210H159ZM179 209L181 210V208H178V212H179ZM183 209V208H182ZM185 209H186V207H185ZM251 209H253V208H251ZM250 209V210H251ZM255 209V210H254ZM253 210L254 211H256V207L254 208ZM154 210H155V208H153V213H154ZM139 211V210H138ZM159 211H161V210H159ZM201 209L199 210V212L201 213ZM204 211V210H203ZM202 211V212H203ZM254 211H252L251 212V214L254 212ZM156 212V211H155ZM247 212H249V209H248V211ZM136 213H138V212H136ZM153 213L152 214H150V216L151 215H153ZM157 213H158V216H159V212L157 211ZM199 213V214H200ZM204 213H202L203 215H204ZM155 214V213H154ZM202 214H200V215H202ZM245 214H246V212H245ZM247 215V214H246ZM253 215V214H252ZM251 215V216H252ZM255 215V214H254ZM251 216H249L248 215V217L251 219ZM82 218H83V216H81ZM148 217V218H147ZM174 217V216H173ZM192 217V218H191ZM244 217H245V215H244ZM243 217V218H244ZM81 218V219H82ZM160 218V217H159ZM161 218H160V220H161ZM248 218V219H249ZM253 218V217H252ZM80 219V218H79ZM238 219V218H237ZM246 219L247 218H244L243 220H242V223H243V225L245 224V221H246ZM81 221V220H80ZM159 221V220H158ZM248 221V220H247ZM79 222V220L77 221V223ZM146 222V221H145ZM149 222V221H148ZM212 222H214L213 223V225H212ZM237 222V221H236ZM234 223L235 225L234 226H237V223ZM249 222V221H248ZM3 223V224H2ZM8 223V222H7ZM150 223V222H149ZM158 223V222H157ZM240 223V222H239ZM238 223V224H239ZM247 223V222H246ZM144 224V223H143ZM227 224V225H228ZM157 225V224H156ZM224 226V225H223ZM233 226V225H232ZM241 226H242V224H241ZM241 226H239V227H241ZM18 227V228H19ZM151 227V228H150ZM213 227V228H214ZM239 227H238V230H239ZM78 228V227H77ZM81 228V227H80ZM212 228V227H211ZM213 228H212V232L211 233H213V231H215V229L213 230ZM219 228V227H218ZM220 228H221V225H220ZM235 228V227H234ZM222 230H223V228H221ZM232 229V228H231ZM202 230V232H200ZM209 230H210V227H209ZM220 230V229H219ZM226 230H229V229H227L226 228ZM242 230V229H241ZM12 231V230H11ZM15 232L17 231V228L14 230ZM79 231H81L80 229H79ZM208 231V230H207ZM9 232V231H8ZM187 232H190V233H188L189 234V236H191L190 234H191V232H194V235H193V238H195L194 240H203V241H205L206 242V252L204 251H202V253L201 252H199V253H196L191 247V249L189 248V249H187L185 252L183 251V252H181V253H173V252H176V250H174L173 248H172V246H169V247H166V248H164L165 247V245H164V243H163V241L165 240V241H167V243L169 244V245H173V236H172V234L173 233H178V234H182V235H185ZM215 232H220V231H215ZM231 232V231H230ZM11 233V232H10ZM14 233V232H13ZM13 233H11V234H13ZM79 233V232H78ZM205 233V232H204ZM207 233V232H206ZM10 234V235H11ZM77 234V233H76ZM9 235V234H8ZM9 235V236H10ZM137 235V236H136ZM211 235V234H210ZM12 236V235H11ZM10 236V237H11ZM13 237H15L14 235H13ZM147 237H155V238H157V240L155 241V243H154V246H153V248L152 249H148V247H147V243H145L147 240H148V238ZM212 237V238H211ZM215 237H216V235H215ZM254 236H252V237H250L249 236V242L251 241V243H250V245L248 246V248H247V250L246 249H244L243 250V252L244 253H246V255L249 257H251V256H255V258H253V259H251L252 261H250L251 262V264H264V244H260V243H258L257 241H254L253 238ZM5 238V239H4ZM73 238V239H72ZM147 239V240H146ZM150 239V238H149ZM78 240V239H77ZM148 242V241H147ZM12 243V242H11ZM164 246V247H163ZM79 247H82V248H79ZM83 249V250H82ZM220 249V248H219ZM227 248L226 247H223V249L221 248L220 250H223L222 252L221 251H218L217 249V251L218 252H221V255L222 254H224V252L226 251V253H227V250H226ZM149 250H151L152 252H154L155 253V259H154V261H152V262H149V263H147L146 262V258L150 255V251ZM216 250L215 251H212V253L211 254H214L215 252H216ZM39 251V250H38ZM133 251H135V252H133ZM149 251V252H148ZM178 251V250H177ZM129 252H132L133 254H137L133 259H131V260H129V258H130V255H129ZM218 252L216 253V254H218ZM64 253H66L65 251H64ZM132 253H130L131 255H133ZM225 253V254H226ZM15 254H20V253H18V251H15ZM79 254V253H78ZM152 254V253H151ZM167 254V255H166ZM224 254V255H225ZM89 255V254H88ZM164 255H166V256H164ZM168 255H169V257H168ZM217 256V255H216ZM216 256H214V257H216ZM219 256H220V254H219ZM96 257H102V259L101 260H99V261H95V260H92V259H97ZM220 257H223V256H220ZM220 257H218V259L220 258ZM225 257V256H224ZM223 257V258H224ZM57 258V259H56ZM74 258V257H73ZM77 258V257H76ZM14 259V258H13ZM195 259H197V257L195 258ZM225 259V258H224ZM224 259H220L221 260V262L222 263H224ZM248 260H250V258H247ZM10 260V259H9ZM198 260V259H197ZM215 260H217L216 258H215ZM222 260H224V261H222ZM11 261V260H10ZM13 261V260H12ZM7 262V261H6ZM15 263V261H13V263L12 264H14ZM216 263H218V261H216ZM221 263V264H222ZM235 263V262H234ZM233 263V264H234ZM237 263V262H236ZM247 263H249V261H247ZM8 264V263H7ZM178 264H180V263H178ZM228 264H230V263H228ZM250 264V263H249Z\"/></svg>", "mask_w": 264, "mask_h": 264}, {"label": "water", "instance_id": "95a60500", "mask_svg": "<svg viewBox=\"0 0 264 264\" xmlns=\"http://www.w3.org/2000/svg\"><path fill=\"white\" fill-rule=\"evenodd\" d=\"M0 29H1L2 32L5 33V32L9 29V27H7V26H2Z\"/></svg>", "mask_w": 264, "mask_h": 264}]
</instances>
